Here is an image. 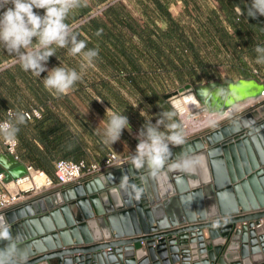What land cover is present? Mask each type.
<instances>
[{"label":"water","instance_id":"obj_1","mask_svg":"<svg viewBox=\"0 0 264 264\" xmlns=\"http://www.w3.org/2000/svg\"><path fill=\"white\" fill-rule=\"evenodd\" d=\"M263 90L253 78L186 85L165 96L180 119L187 109L221 115L223 123L171 148L155 176L129 165L0 214L24 264H264V225L253 229L264 219V105L226 121L231 108ZM3 157L6 181L27 174L23 163Z\"/></svg>","mask_w":264,"mask_h":264},{"label":"trees","instance_id":"obj_2","mask_svg":"<svg viewBox=\"0 0 264 264\" xmlns=\"http://www.w3.org/2000/svg\"><path fill=\"white\" fill-rule=\"evenodd\" d=\"M177 1L185 3L187 17L195 22L196 29L184 23V15H172L170 7ZM215 1L222 15L201 6L197 0H82L81 6L73 9L65 22L78 40L86 41L84 51L96 49L98 55L89 65L82 53L69 54L70 43L68 48L53 45L55 55L46 65L51 69L60 66L75 70L81 77L67 95L58 93L65 97L68 113L83 122L77 103L87 109L97 108V97L111 109L129 112L132 108L124 100L122 89L141 96L157 108L166 101L165 81L175 78L182 85L196 86L200 85L201 78L211 81L209 62L211 58L218 60L222 48L233 51V71L243 78H251L244 58L256 61V46H264V16L256 19L247 16L251 0ZM38 12L43 14V10ZM224 22L233 29V34ZM203 48L208 58L203 56ZM6 58L3 55L0 58V89L19 95L22 89L12 83L22 80L34 102L19 97L14 104L0 102V107L12 108L9 111L13 113L34 107L44 110L42 119L18 125L21 160L50 176L54 175L55 163L59 160L81 161L85 157V145L71 129L68 118L57 110L53 97L56 91L50 92L44 87L48 73L34 77L31 71L22 69L18 60ZM9 119L8 114L3 120Z\"/></svg>","mask_w":264,"mask_h":264},{"label":"clouds","instance_id":"obj_3","mask_svg":"<svg viewBox=\"0 0 264 264\" xmlns=\"http://www.w3.org/2000/svg\"><path fill=\"white\" fill-rule=\"evenodd\" d=\"M81 3L82 0H0V44L18 59L24 71H31L37 77L47 72L44 87L60 94H67L81 77L75 70L65 67H54L50 71L47 69L49 58L55 55L53 45L68 48L70 43L69 54L75 56L82 53L89 65L98 55L96 49L84 51L86 41L78 40L72 27L65 22L69 13L79 8ZM36 10H43V14ZM237 11L240 9L237 8ZM247 16L252 19L264 16V0H251ZM255 52L256 63L264 64V46L257 45ZM107 115L109 119L104 129L103 142L114 145L121 139L126 128L130 131V122L126 115L110 111ZM174 115V112H163L155 125L151 120L146 121L137 137L139 142L136 144L135 154L130 158L136 169L147 166L151 175L155 176L172 154L169 145L179 146L184 143L180 124L170 122L165 124L166 131L159 130V126L165 123V118L172 121ZM9 117V120L0 122V137L6 141H15L19 132L18 125L24 124L30 117L23 112H9ZM180 166L179 163L171 165L174 168ZM127 183L128 177L122 176L121 187H125ZM0 241L5 242L4 247L0 248V264H24L26 257L18 248L10 225L2 216Z\"/></svg>","mask_w":264,"mask_h":264},{"label":"crops","instance_id":"obj_4","mask_svg":"<svg viewBox=\"0 0 264 264\" xmlns=\"http://www.w3.org/2000/svg\"><path fill=\"white\" fill-rule=\"evenodd\" d=\"M180 1H177V3L175 4H179ZM175 4H172L170 7V11L172 13L173 16H177L180 15V12L173 9V7L175 6ZM10 6V5H9ZM0 11H2V9H0ZM38 11V10H36ZM165 28V26L163 27ZM35 43V38L34 41ZM2 55L4 56V58L6 59H13V60H18L14 55H10L3 44H0V58H2ZM6 56V57H5ZM49 71L51 70V68H47ZM262 69V68H261ZM262 71H264V69H262ZM34 77H36L35 75H33ZM233 78V77H230ZM251 78L255 79L253 76H251ZM249 78V79H251ZM221 80V79H220ZM42 82V81H41ZM206 79L201 78V83L199 84H205ZM174 83H177V80L175 78H172L169 81H165V86L170 87L171 85H174ZM16 86L22 89L21 94H9L6 91H3V89H0V102L2 103H6V104H14L16 101H19L18 98L19 97H23L25 100L32 102L33 98L32 96H30V92L27 91L26 87H25V83L22 80H16L12 83V86ZM187 85V84H186ZM192 85V84H191ZM192 86H196V85H192ZM50 92H53L52 90H49ZM69 93V91L67 92V94ZM67 94H63V95H67ZM53 97L55 99L56 104H58V109L59 112L61 114H63L64 116H66L68 118L67 121L70 122V126L71 129L73 131H75L76 133H78L80 135V138L83 141V144L85 145V157L82 160H87L89 163L93 162V161H103V159L106 157V154L109 151H114L116 152L119 156L121 157H129V156H133L135 153V147L136 144L139 142L137 137L139 135L140 130L144 127L146 121L151 120V123L153 125L156 124L157 120L161 118V114L163 112H174L175 115L172 118V121H169L167 118H165V123L161 124L159 126V130L160 131H166L165 129V124L170 123V122H175L181 125V128L183 130V136H184V143L191 141L192 139L196 138L197 136L202 135L204 132L203 131H212L215 128H210V129H199L198 131L200 132L199 134H197V124H195L196 128H191L189 126V124H187L185 122V117L183 118V121L180 119V117L178 116V114L173 110V108L169 105L168 101L166 100L165 102H162L159 104V106L157 108L152 107L151 105H149L147 102H141V107L146 110V111H142V110H136L133 108V111H136V117H133L132 114H129L126 111L120 110V109H115V107L113 109L109 108L106 104V106L103 104L104 102L97 97V103H98V110L97 113L93 112L90 117L87 116H82L84 118V121H79L78 118H74L72 115H70L67 111V109L64 106V102H65V97H62L61 95H59L57 92L56 94L53 93ZM34 102V100H33ZM147 103V104H146ZM264 105V104H263ZM1 106V105H0ZM108 107V110H107ZM237 107V106H236ZM234 108L232 111H236L237 108ZM12 108H1L0 107V120L6 119L8 117V111L11 110ZM103 109V110H102ZM241 109V108H240ZM116 112L122 115H126L129 118V122H130V131L129 129H125L122 133L121 139L115 143L114 145L111 144H105L103 142L104 140V129L105 126L107 124V121L109 119V116L107 115L108 112ZM238 114L240 116L245 115L248 111L245 112H241L240 110H237ZM191 114L193 112H190ZM206 114H203L202 117H206ZM231 118L234 119L235 115H230ZM239 117V116H238ZM146 131V129H145ZM4 139L2 137H0V158H2V156H5L3 158L7 159L6 157L8 156V154L5 152L4 149V145H3ZM183 143V144H184ZM181 144V145H183ZM179 145V146H181ZM170 148H175L178 146H174V145H169ZM3 162H5V164L7 163L6 160H3ZM21 163H23L25 166L27 163H25L24 161H21ZM4 164V163H3ZM2 163H0V174H4L5 172V167ZM5 176V175H4ZM6 179V177H5ZM8 182V181H6ZM67 188V187H66ZM65 189V188H64Z\"/></svg>","mask_w":264,"mask_h":264},{"label":"built area","instance_id":"obj_5","mask_svg":"<svg viewBox=\"0 0 264 264\" xmlns=\"http://www.w3.org/2000/svg\"><path fill=\"white\" fill-rule=\"evenodd\" d=\"M238 14L241 15V12L239 11ZM250 74L256 80L264 84V71L258 68L251 67ZM252 101V103L246 106L251 110L263 105L264 90L261 92L259 97L252 99ZM43 112V108L34 107L28 111H24L23 113H28L30 117V119L28 120L34 121L42 119ZM204 118L211 119L207 116ZM3 121L5 120H1L0 122ZM220 122L221 120L217 119L214 122H204L202 124L200 123L199 125H197V134L200 133L198 131L199 129H210L215 127V125L219 124ZM3 145L5 152L8 155L13 156L17 161H22L18 154L19 141L17 138L15 141H6L4 139ZM130 158L131 156L121 157L116 152L109 151L103 161H93L89 163L87 160H81L79 162L59 160L55 163L53 176L37 170L33 166L28 164H26L27 174L11 182H6L4 174H0V214H3L7 210L16 208L27 202H30L31 200L38 197L57 193L66 187L82 185L95 177L106 174L118 168L132 165ZM37 178L41 179L40 183L36 180ZM243 215L246 214L243 213L232 216H220L217 218L205 220L197 219L193 223L183 225L176 229L192 228L201 225L212 224L220 221L231 220ZM262 225H264V219H262L259 224L255 223L253 229H258ZM243 226L249 227V223L239 224L237 228L241 229ZM144 245V243L141 244V246Z\"/></svg>","mask_w":264,"mask_h":264},{"label":"rangeland","instance_id":"obj_6","mask_svg":"<svg viewBox=\"0 0 264 264\" xmlns=\"http://www.w3.org/2000/svg\"><path fill=\"white\" fill-rule=\"evenodd\" d=\"M197 1L199 2V4L201 6L208 7V8H211L213 10H217L220 13L219 5H218V3L215 0H197ZM189 8L192 9V6H189ZM173 9H174V11L177 10V11L180 12V15H177V16H174V17H180V16H183L184 15L185 16L184 23L186 25L189 24L190 27H191V29L192 28L193 29H196L195 22L192 21V19H190V18L187 17V13H186V11H187L186 9L187 8H186L185 3H183L182 1H180L179 4H175V6L173 7ZM194 14L195 13H193V15ZM220 15H222V14L220 13ZM193 18H194V16H193ZM221 18L223 19V17H221ZM225 23L226 22H224V25L226 27H228L229 33L230 34H233L234 33L233 29L230 28L227 23L226 24ZM160 26L162 28L165 26V28H166V25L165 24H160ZM165 28H163V29H165ZM206 53H207V51H204V48H203L202 49V54H203V56H205V57L208 58V53L207 54ZM209 59H210V56H209ZM233 60H234L233 51L230 50V49H225V48H222L220 50V53H218V60H215V59H212L211 58V60L209 62V64H210L209 70H210L211 75H212V80L211 81H215V80L224 81V80H229V79L239 80V79L243 78V77L240 76V74L238 72L233 71V69L231 68V65H232ZM244 60L246 62V65H247V68H248L249 73H250L251 67L258 68L260 70L264 69L261 64H257L255 60H251L247 56H245ZM230 77H233V78H230ZM204 79H206V78H204ZM206 81H208V80L206 79ZM208 82H210V81H208ZM208 82H206V83H208ZM184 86H186V85H182L179 81H177V83H174V85H171L170 87H167L166 86V90L168 91L167 94H171L173 92H176L177 90H179L180 88H183ZM121 92H122V95H123L124 100L127 102V104L129 105V107L132 108L131 111L128 112L129 114H132L133 117H136V113L137 112L136 111H133V108L136 109V110L139 109V110H142V111H146V110H144L141 107V102L140 101L146 102L141 96L131 95L125 89H122ZM248 101H250V100H248ZM247 102H245V103H247ZM245 103H242V104H245ZM77 104H78V106H79V108H80V110L82 112L81 113L82 116H87V117H90L91 118L90 115L93 112H96L97 113V111H99L98 108L87 109L81 103H77ZM103 104L105 105V103H103ZM242 104H239V105H242ZM239 105H237V107H239ZM246 106L245 107H241V109L236 107L237 109H236L235 113L233 114V115H235L234 116V119L237 118L238 116H240L238 114V111L237 110H240L241 112L242 111L245 112V111L251 110V109L247 108ZM107 110H108V107H107ZM194 113H197V112H194ZM194 113H192V114H194ZM202 116H203V114L196 115V118L191 117V118H189V120H187V122L186 121L185 122L187 124H189V126L191 128L194 129V128H196L195 127V124L199 125L200 123L202 124L204 122H207V120H205V118L202 117ZM232 119L233 118H231V116H230V119H227L226 121H229V120H232ZM222 123H223V121H221L217 125L220 126ZM217 125H215V127H217ZM206 132H208V131H204V133H206ZM51 264H57V260L56 259L52 260L51 261Z\"/></svg>","mask_w":264,"mask_h":264},{"label":"bare ground","instance_id":"obj_7","mask_svg":"<svg viewBox=\"0 0 264 264\" xmlns=\"http://www.w3.org/2000/svg\"><path fill=\"white\" fill-rule=\"evenodd\" d=\"M253 101H252V99L250 100V101H248L247 103H245V104H242V105H239V107H237V108H241V107H245L246 105H248V104H250V103H252ZM236 107V106H235ZM234 107V108H235ZM234 108H231L229 111H228V113L227 114H230V113H233V112H235V110L234 111H232ZM185 110V111H184ZM183 117H185V121L187 122V120H189V118H191V117H193V118H196V115H198V113L199 112H197V113H194V114H191V113H189V112H187V109H183ZM207 115V117H209V118H211V119H207V118H205L206 120H207V123L208 122H213V121H215L216 119H221V115H213V114H206ZM248 122V121H247ZM39 183L41 182V179L40 178H37L36 179Z\"/></svg>","mask_w":264,"mask_h":264}]
</instances>
